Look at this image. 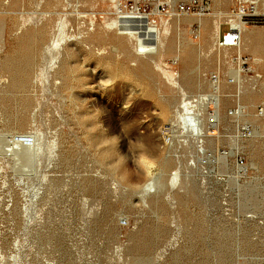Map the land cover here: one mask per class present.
Instances as JSON below:
<instances>
[{
	"label": "rangeland",
	"instance_id": "1",
	"mask_svg": "<svg viewBox=\"0 0 264 264\" xmlns=\"http://www.w3.org/2000/svg\"><path fill=\"white\" fill-rule=\"evenodd\" d=\"M119 2L168 24L155 58ZM172 2L0 0V264H264V27L220 49L241 0Z\"/></svg>",
	"mask_w": 264,
	"mask_h": 264
},
{
	"label": "bare ground",
	"instance_id": "2",
	"mask_svg": "<svg viewBox=\"0 0 264 264\" xmlns=\"http://www.w3.org/2000/svg\"><path fill=\"white\" fill-rule=\"evenodd\" d=\"M192 1H196V0H192ZM253 1V0H252ZM252 1H246V0H241V8H240V12L238 14H235V15H232L230 16L229 20H228V23L232 26L233 29L239 31V33L241 34V37L245 34L246 38L254 31L250 32L249 30V24L245 23L243 21V16L244 14L246 13L245 11V6L247 3H249V5H255V9L256 10H259L258 9V6L255 2H252ZM262 1V0H261ZM115 2V1H114ZM139 2V0H136V3ZM167 3L169 5H171L172 7L174 6L172 0H167ZM264 3V2H263ZM117 4V3H116ZM137 5V4H135ZM123 8V4L121 2H119L117 4V19L116 21H114L111 25H113L114 27L117 28L118 32L120 35H124L130 39H133L135 40V43H136V48L140 49L141 50V54H143V56H147L146 58L148 59H153L155 58V55L161 50V46L163 45V43L165 42V36H166V33L168 32L169 30V27H168V24L167 23H164L163 21L161 22V25L159 24H152V23H147L144 25V17L143 16H139L137 14H140V9L137 8L135 10H133L132 13L128 14V12H124L122 10ZM175 8V7H174ZM133 14H136V15H133ZM141 15V14H140ZM217 17V16H216ZM228 17V16H226ZM233 17H235V19H233ZM63 18V17H61ZM68 18V17H67ZM147 18V17H146ZM187 18H189L187 16ZM213 19V18H212ZM220 19V17H219ZM218 19V20H219ZM227 19V18H226ZM110 20V19H109ZM108 20V21H109ZM222 20V19H221ZM181 21V19H180ZM198 21L204 25V27H206L207 25V21L206 19H203V18H199ZM226 21V20H225ZM137 22V24H133ZM223 22V20H222ZM131 23V24H129ZM138 23H141V24H138ZM210 23V22H209ZM221 22H217L215 23V36L218 38L220 35H219V30H220V25ZM95 25V24H94ZM179 25V24H178ZM180 26V25H179ZM209 26V25H208ZM211 26V25H210ZM207 28V27H206ZM211 28H213L211 26ZM210 30V29H209ZM256 33V32H255ZM253 33V34H255ZM98 34V33H97ZM102 35V34H100ZM107 35V34H105ZM257 35V33H256ZM25 36V35H24ZM28 36V34H27ZM96 36H94L95 38ZM98 37V36H97ZM103 37V36H102ZM88 38V37H87ZM86 38V39H87ZM220 38L221 36L219 37L218 39V42H217V46L222 49L223 47L221 46L220 44ZM244 38V37H243ZM256 37H254V40H255ZM76 39V38H75ZM84 39V37H83ZM100 39V38H99ZM106 39V38H105ZM89 40V39H88ZM87 40V41H88ZM109 40V39H108ZM247 40V39H246ZM84 41V40H83ZM86 41V40H85ZM91 41V40H90ZM93 41V40H92ZM103 40H101L102 42ZM105 41V40H104ZM248 41V40H247ZM98 42V40H97ZM79 43H82V41H79ZM89 43V42H88ZM215 43V42H214ZM117 44V43H116ZM251 44V43H250ZM26 45V44H25ZM37 45V44H36ZM241 45V44H240ZM124 46V45H123ZM247 46V45H246ZM86 47V46H85ZM240 47V46H239ZM26 48V47H25ZM123 48V47H122ZM66 49V48H65ZM243 49V48H242ZM92 51V50H91ZM241 51V50H240ZM63 53V52H62ZM65 56V55H64ZM68 59V58H67ZM55 61V58L54 60ZM53 64L56 63L53 62ZM63 61V60H61ZM58 62V61H57ZM175 63V62H174ZM57 64V63H56ZM69 64V63H68ZM162 62L161 60H157L155 61V65L158 67V68H161L162 66ZM61 66V65H60ZM60 74V73H59ZM10 75V74H9ZM174 75L170 76V80L171 82H173V84L178 88L180 89L181 92L184 91V89L178 85L177 82L174 81V78H173ZM178 76V75H177ZM180 84V83H179ZM85 90V89H84ZM174 90V89H173ZM216 90L218 91L219 90V86H216ZM207 97V96H206ZM200 98L196 101H191L192 99L189 98L186 94H184V92L182 93V102H181V105L179 106V109H181L182 111V114L179 116V118L181 119V123H182V131L183 134L186 135V137H192L194 139H196L198 141V143H201L203 140V138L205 136H210V134H207L209 131V129L207 128L208 125L210 123H214L216 119V116L213 117V118H210L208 119V124H203L201 119H200V116H201V111L200 110H194L193 109V102H196V103H199L197 105H200L202 103V105H205L208 103L209 101V97L207 98ZM167 100V99H165ZM219 105V104H218ZM221 105V104H220ZM200 107V106H199ZM203 108V107H202ZM199 109V108H198ZM178 110V109H177ZM73 111V110H72ZM184 112V113H183ZM177 114L179 115V112H177ZM176 115V114H175ZM218 115V113H217ZM219 116V115H218ZM218 118V117H217ZM219 119V118H218ZM176 121V120H175ZM173 124V123H172ZM207 125V126H206ZM174 126V125H173ZM177 126V125H176ZM179 127V126H178ZM207 129V130H206ZM96 131V130H95ZM207 131V132H206ZM88 135V134H87ZM84 138V137H83ZM209 138V137H208ZM204 143V142H203ZM202 143V144H203ZM97 145V144H96ZM199 146V145H198ZM200 147V148H199ZM199 152L201 150H204V148L202 146H199ZM164 161V160H163ZM161 163V162H160ZM150 164V162H149ZM148 169V168H147ZM151 171V170H150ZM153 173V172H152ZM174 176V179L177 178V174L173 175ZM173 179V180H174ZM156 181H157V175L156 174H153L151 175L150 179L148 180V182L146 183V185H144V188L143 189V193L144 194H147L149 192H151L153 190V188L155 187V184H156ZM155 192V190H154Z\"/></svg>",
	"mask_w": 264,
	"mask_h": 264
},
{
	"label": "built area",
	"instance_id": "3",
	"mask_svg": "<svg viewBox=\"0 0 264 264\" xmlns=\"http://www.w3.org/2000/svg\"><path fill=\"white\" fill-rule=\"evenodd\" d=\"M181 11H187L188 9L186 7H180ZM249 16L251 18H249ZM243 18H246V22L247 24H253V25H261L264 27V14H260L254 11V14H247L245 13ZM241 39V34L239 33V31L235 30L232 28H230V30L228 31V33H226L223 37L220 38V44L223 48H235L238 46L239 42ZM241 165L244 164V161L240 160Z\"/></svg>",
	"mask_w": 264,
	"mask_h": 264
},
{
	"label": "crops",
	"instance_id": "4",
	"mask_svg": "<svg viewBox=\"0 0 264 264\" xmlns=\"http://www.w3.org/2000/svg\"><path fill=\"white\" fill-rule=\"evenodd\" d=\"M184 18H185V17H183V19H184ZM184 22H187V23H194V22H191L190 19H185ZM207 23H208V20H207ZM248 28H249V27H248ZM249 30H250V28H249ZM250 32H252V30H250ZM219 35L221 36V26H220V30H219ZM183 58H184V57H183V54L180 55V60H179V62H181V60H182Z\"/></svg>",
	"mask_w": 264,
	"mask_h": 264
}]
</instances>
